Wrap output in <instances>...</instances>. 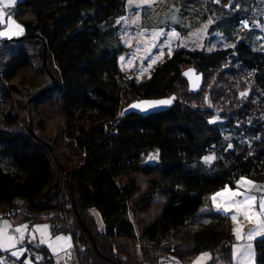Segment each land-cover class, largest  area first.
<instances>
[{
  "label": "trees",
  "instance_id": "obj_1",
  "mask_svg": "<svg viewBox=\"0 0 264 264\" xmlns=\"http://www.w3.org/2000/svg\"><path fill=\"white\" fill-rule=\"evenodd\" d=\"M127 2L19 0L11 9L25 34L19 41L0 40V78L10 100L0 113V215H24L33 223L52 214L53 232L64 228L84 248L77 264H159V253L184 262L203 251L211 252L206 264H234L230 216L207 202L226 185L235 188L241 176L264 183V44L253 23L264 21V0H157L144 6L150 27H174L183 35L211 17L210 32L235 47L177 49L140 81L120 64L127 48L119 18ZM173 7L180 9L178 23L167 19ZM189 69L203 79L218 73L231 84L252 81L253 102L237 105L241 128L232 132L235 140L225 139L222 123L208 122L209 111L179 101ZM42 90L63 116L51 131L39 119L47 113L40 97L32 98ZM19 94L24 101L17 104ZM171 96L175 100L162 111L129 107ZM152 151L157 159L150 162ZM213 153L211 163L202 160ZM157 203L156 216L142 226L134 222ZM35 245L29 252L49 258L47 247ZM254 247L256 261L264 264V239L255 238ZM5 255L16 260L0 251ZM51 256L47 262L54 264Z\"/></svg>",
  "mask_w": 264,
  "mask_h": 264
},
{
  "label": "rangeland",
  "instance_id": "obj_2",
  "mask_svg": "<svg viewBox=\"0 0 264 264\" xmlns=\"http://www.w3.org/2000/svg\"><path fill=\"white\" fill-rule=\"evenodd\" d=\"M156 1L157 0H152L151 5H153ZM221 1L222 0H220V3H222ZM146 5H149V4H141V5L137 6L136 3H133L132 6L129 7V4L127 2V12L123 17H127L129 22L126 23L124 20H121L119 18V20H121V23H122V28H121L122 41H123V44L127 48V53L122 55L125 57V59H124V61L120 60V64H121L122 69L125 72L129 73L131 77H133L134 79H137L139 81L143 80V79H147L148 77H150L151 73H152L151 71L157 66L158 63H160L162 60H164L168 56H171L177 49L183 48V47L173 46L171 55H169L168 48H167V46H165L163 57H159V48H152V50L150 52H145L144 46H143V40L141 37L137 36V33L143 28V29H148V32L146 33L147 36L150 37V35H151V30L153 27H150L149 24L146 21H144L142 18L143 7ZM227 7L229 8V6H227ZM137 12H139V19H138L137 23L136 24L130 23V21L132 19L136 18L135 13H137ZM8 14L11 15L13 19H15L11 10H9ZM6 19H7V17H5V20ZM207 22L208 21L203 22V23L199 24L198 26L191 28L189 30V32H193V33L196 32L197 29H200L202 27V25H204ZM17 23H19V22L17 21ZM261 23H264V21ZM211 24L208 25L207 34L203 38L204 47H196V45L194 43L189 42L187 48L201 49V50L207 51L206 49L208 47H212L213 45H215V47H212V50H214L216 48H220V47H226L225 42H227V41L222 35H220L218 33H211L210 32L209 29H210ZM6 26H7L6 24H4L2 26L0 25V30H4L6 28ZM163 28L165 30V33L171 31V29H172V28H166V27H163ZM23 29H24L23 32L17 36H12L10 38L9 37H2V38H0V40L3 38H9V40L19 41L20 39H22V37L25 34V28L23 27ZM259 29H261V28H259ZM188 33L186 35L180 34L181 39H184L186 41H191L192 37H189ZM261 33H262L261 40L264 44V31H262ZM125 34H127V37H131V43L130 44L125 43V40H124ZM165 38H166V36H162L160 38V41H163ZM177 43H179V41H177ZM138 47L140 49L139 51H137ZM157 57H159V58L157 59ZM149 58L155 59L156 62L152 63L151 59H149ZM129 60L132 61L131 65H129ZM149 64H151V67H149ZM142 68L147 69V71H144L143 74H141ZM226 79L227 78L221 76L218 73H216V75L212 76L210 79H208V78L203 79L202 86H204L205 82H206V85H205L204 89L200 88L201 90L199 91V93L191 92L190 91V85H187L186 87H184V89L182 91L183 93L181 94V96H180L181 98L179 99V101L180 102H184V101L190 102V104L196 105L197 107L201 108L202 110L205 109L206 111H209L211 117L214 115L218 116L220 119L217 120L216 122H220L224 125V126L222 125L224 132L227 131L226 132L227 136L231 135L230 140H232V139L235 140L237 136H234L232 132L233 131L236 132L239 128H241V126L239 125V121L237 120L240 117L241 111L237 112V105L244 103V102L248 103V105H250L253 102V99L251 96V91L253 90L254 85H253L252 81L248 78H243V80L236 79L233 82V84L229 83ZM1 81L2 80L0 78V113H2V110H4L3 108H5V110L8 109L9 105L7 104V102L10 101L9 97L7 95H5L6 91H4V88H2L4 86L6 87L8 84L5 81L4 82L3 81L1 82ZM18 84H19V82H17L16 85H18ZM245 90H247V95L244 97H241L240 93L245 91ZM45 93H46V91L42 90L38 94H35V96L32 98L35 99L36 96L40 97V101H38V103L41 105L40 107L42 109L44 108L43 111L44 112L47 111V113L46 114L44 113L45 115L44 116L42 115L39 119L47 126L48 131H51L52 128H56V127H58V125L63 123V121H62L63 116L59 113L58 108L55 107L54 105H52V102L50 101V96L44 95ZM187 93H189V94H187ZM232 94H234L235 98H233ZM39 95H44V96H39ZM22 96H20V94L18 96H16V95L14 96L17 99L16 100L17 104H18V101H20V102L24 101V98ZM193 96H195V97H193ZM182 97H183L184 101L182 100ZM190 97L192 99H190ZM205 97H207V101L205 100ZM12 98L13 97H11L10 99H12ZM30 102L31 101H28L27 103H30ZM18 106H20V104ZM17 109L19 110V107H17ZM30 113H31V111H30ZM20 114L25 117V115H27L29 113L24 114V112H20ZM262 117L264 120V115ZM229 119L232 122L238 121L237 122L238 123L237 128H234L235 126H233L232 124L227 125V122L230 121ZM33 122L34 121L31 122V125L33 124ZM149 154L157 156V153L155 151H152ZM156 159L149 160L147 158V161L153 162ZM140 178L142 179V182H145V178H143V177H140ZM246 178H248V177H246ZM248 179L252 180L251 178H248ZM252 181H254V180H252ZM254 182H255L256 186H264V183H259L256 181H254ZM257 195H259V193H257ZM210 197L211 196H209L208 200H210V201L207 202V205L208 206L211 205V207L214 208L215 211H218L214 207V205L212 204ZM21 203L22 202H20V204ZM24 206L23 205L19 206V209L21 210L22 214H23V212H25L26 214H29L32 212V210H29L26 206L25 207ZM160 210H161V204L157 203L152 207V209L150 210L149 213L144 214L143 216L140 215L139 217L133 216L132 219H134V222L137 225L142 226L146 220H149L150 218H153L154 216H156ZM4 211H5L4 207H0V214L4 213ZM92 212L95 216H97V212L95 210L92 209ZM218 212L225 214L222 211H218ZM226 215L230 216V214H226ZM47 216L48 217H46V218L36 220L37 222L31 223V222L25 220L24 215H21L18 218H12L10 216L0 215V221H8L13 226H16L19 224H27L29 233H31L33 231L34 226L47 224V225H49L48 231L50 232L51 237L54 238L55 236L63 235V236H68L71 238L70 239V244H71L70 248L58 250V252L54 254L47 247L46 244L40 243L39 232L35 233V237H36L35 239L27 238V234H26V242L24 243L23 247L27 248V251L21 257H19V259H21L23 256H25V259L31 258L33 261V264H49L47 261L49 259L52 260L51 255H53L54 259H55L54 264H77L76 262L77 261L79 262L80 256L82 254L81 251H83L84 248L81 246H78V242H79L78 239L75 241V244H74V242H72V240H74L75 236L73 237L72 233L65 231L64 228L59 229V232H57V233L55 231L53 232L52 223H51V221H49L51 219H54L52 217L53 215L51 214V217H50V214ZM81 223L83 224V222H81ZM231 224H232V228H233L235 225L233 224L232 221H231ZM53 226H55V225H53ZM249 226L250 225L248 224V222L245 221L244 222L245 229H247ZM78 228L80 230H82V228H80V225ZM79 229H77V231ZM67 230H70V229L68 228ZM170 240H173V237H171ZM35 244L47 247V249L51 253V255H49V258H47V256L45 257V255H43L42 253L39 254V253L31 252V251L29 252V250L32 248V246H36ZM253 245H254V241H253ZM203 252H208V251H203ZM200 253L195 255L190 260H188V259L183 260L184 262H181V260L178 258L175 261H173L171 259V257H168L164 254L161 255L159 253L160 259L158 258V261H159L158 263L159 264H176V262L178 261L179 264H193V261L200 255ZM208 253H210V255H211V252H208ZM141 254L142 253L140 250V252H139L140 257L143 256V255L141 256ZM0 257L4 258V260L6 261V264H15V262H16V260L9 257V255L0 256ZM209 260H207L205 262V264Z\"/></svg>",
  "mask_w": 264,
  "mask_h": 264
},
{
  "label": "snow or ice",
  "instance_id": "obj_3",
  "mask_svg": "<svg viewBox=\"0 0 264 264\" xmlns=\"http://www.w3.org/2000/svg\"><path fill=\"white\" fill-rule=\"evenodd\" d=\"M17 2L18 0H0V25H7L4 30H0V38L17 36L24 30L22 25L17 23V21L8 14L9 10H11ZM214 2L220 3V0H214ZM133 3H136L137 6L141 4L151 5L152 0H128L129 7H131ZM229 4H231V0H229ZM237 7H239V5H237ZM179 11V8L173 7L170 9L167 19H170L173 23H178ZM5 17H7L6 20ZM135 17L136 18L132 19L130 23H137L139 12L135 13ZM120 19L124 20L126 23L129 22L127 17H121ZM212 22L213 21L210 17L208 22L202 25L200 29H197L196 32H189V37H192L191 41L181 39L180 33L177 32L174 27L167 33H165L164 28L154 27L151 30L150 37L146 35L148 29L142 28L137 33V36L142 38L145 52H150L152 48H159V57H163L165 46L168 48L169 55H171L173 46L187 47L189 42L194 43L196 47H204L203 38L207 34L208 25ZM117 23H119V21H117ZM161 23H163V21H161ZM253 23L256 27H259L264 31V23L259 21H253ZM241 24L244 28H249L250 26L247 20L241 21ZM162 36H166V38L163 41H160ZM124 40L125 43H131V37H127V34H125ZM177 41H179V43H177ZM225 46L235 47L234 44L228 45L227 42H225ZM212 47H215V45ZM212 47H208L206 50L210 52L212 51ZM139 50L138 47L137 51ZM262 50H264V48H262ZM159 57H157V59ZM124 59V56L120 57L121 61H124ZM151 62L155 63L156 61L155 59H151ZM131 63L132 61L129 60V65H131ZM149 67H151V64H149ZM144 71H147V69L142 68L141 74H143ZM194 71V69H189L187 72L183 73V75L189 78L192 88H197L199 87L200 76L194 75ZM249 75H251V73H249ZM246 95L247 90L240 93L241 97ZM174 100L175 96L165 99L136 101L130 104L129 107L146 112L149 109L159 106L171 105ZM205 100L207 101V97H205ZM120 115L123 116L124 112L122 111ZM219 119L218 116L214 115L208 122L214 123ZM225 139L229 140L230 137L226 136ZM227 147L232 148L233 145L228 143ZM156 158V155H149L148 157L149 160H154ZM216 158V155L213 153L202 157V160L205 163H211ZM257 193H259V195H257ZM210 199L218 211L230 214V219L235 225L232 229V233L236 242L231 245L234 264H254L255 255L253 241L257 237L264 239V186H256L254 181L241 176L236 180L235 188L226 185L223 189L212 194ZM245 221L250 225L247 229L244 227ZM48 229L49 225L47 224L36 225L34 226L33 231L29 233L27 224L13 226L8 221H0V251L10 252L11 256L16 258L15 264H20L19 257L27 251V248L23 247L26 242V234L27 238L35 239L36 232H39L40 234V243L46 244L54 254L57 253L58 250L71 247L70 237L58 235L53 238ZM171 259L173 261L176 260L175 257H172ZM209 259H211L210 253L201 252L193 261V264H205ZM0 264H6L3 257H0ZM22 264H33V261L31 258H26ZM176 264H179V262L177 261Z\"/></svg>",
  "mask_w": 264,
  "mask_h": 264
},
{
  "label": "water",
  "instance_id": "obj_4",
  "mask_svg": "<svg viewBox=\"0 0 264 264\" xmlns=\"http://www.w3.org/2000/svg\"><path fill=\"white\" fill-rule=\"evenodd\" d=\"M0 42H1V41H0ZM187 71H188V70H187ZM187 71H185V72H187ZM194 75H198V76H200L199 87H197V88H192V87H191V83H190L189 78L186 77V76H185V77H186V79H187L188 82H189V85H190V91H191V92H198V91L200 90L202 84H203V76H202V74H197V73H195V71H194ZM169 106H170V105H167V106H159V107H156V108H153V109H149V110L146 111V112L162 111V110L168 108Z\"/></svg>",
  "mask_w": 264,
  "mask_h": 264
},
{
  "label": "crops",
  "instance_id": "obj_5",
  "mask_svg": "<svg viewBox=\"0 0 264 264\" xmlns=\"http://www.w3.org/2000/svg\"><path fill=\"white\" fill-rule=\"evenodd\" d=\"M254 246V245H253ZM254 255H255V261H254V264H260L256 261V250H255V247H254Z\"/></svg>",
  "mask_w": 264,
  "mask_h": 264
},
{
  "label": "built area",
  "instance_id": "obj_6",
  "mask_svg": "<svg viewBox=\"0 0 264 264\" xmlns=\"http://www.w3.org/2000/svg\"><path fill=\"white\" fill-rule=\"evenodd\" d=\"M34 253H39L40 254V252H34Z\"/></svg>",
  "mask_w": 264,
  "mask_h": 264
}]
</instances>
